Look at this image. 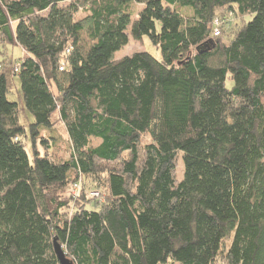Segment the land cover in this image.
Returning a JSON list of instances; mask_svg holds the SVG:
<instances>
[{
  "label": "trees",
  "instance_id": "1",
  "mask_svg": "<svg viewBox=\"0 0 264 264\" xmlns=\"http://www.w3.org/2000/svg\"><path fill=\"white\" fill-rule=\"evenodd\" d=\"M6 44L0 264H264V0H0Z\"/></svg>",
  "mask_w": 264,
  "mask_h": 264
},
{
  "label": "rangeland",
  "instance_id": "2",
  "mask_svg": "<svg viewBox=\"0 0 264 264\" xmlns=\"http://www.w3.org/2000/svg\"><path fill=\"white\" fill-rule=\"evenodd\" d=\"M142 7V5L139 4H134L132 6V10L134 13H136L140 8ZM137 14V13H136ZM136 14L132 15V20L136 17ZM84 15H86L85 12H83L82 10H80L77 13V18L83 17ZM251 18L250 15H247L243 18V20L245 22H247L249 19ZM238 21L241 22L239 20H237L235 17H232V21L230 22V24L227 26V28L229 27L230 29L234 26V23ZM91 44V42L86 38V36L84 34L81 35V46L83 49H87L89 47V45ZM137 51H148L150 52L152 55H154L155 57L159 58L160 57V52L158 49H156L147 39L146 36L143 37V39L141 41H135L134 39H132L131 37L129 38L128 43L123 46L122 48H120L116 53H115V58H121L125 55H130L134 52ZM1 53H3L4 55H2ZM2 56H7L6 59L3 61V64H7L8 59L12 56L13 59L18 60L19 58H21L23 56V50L19 47V46H11V45H4V46H0V58H2ZM9 57V58H8ZM227 85L230 86L232 85V81L231 80H227ZM16 87L18 86V82L16 81ZM8 98L10 100H16V95L14 94H8ZM22 112V111H20ZM29 120H31V116L28 115ZM20 119L21 120H25V116L24 113H20ZM53 133L59 137V140H56L57 143L55 144V146L52 147L51 149V153H53V155L57 158V159H65L67 156V143H66V135L64 132V128L62 126L61 123L57 122V120H54V127H53ZM42 133H44L45 135H48L47 131H43ZM146 139V138H145ZM37 146L40 147V144L38 143V141L36 142ZM41 149V147L39 148ZM180 162V161H179ZM181 165L178 163L177 166V175L178 178L181 176ZM87 197L91 198V197H96L99 200L103 199V196L100 192L96 191V192H88L87 193ZM86 197V198H87ZM88 199V198H87ZM67 211H70V207L67 208ZM166 264H178L177 262L173 263V262H167Z\"/></svg>",
  "mask_w": 264,
  "mask_h": 264
},
{
  "label": "water",
  "instance_id": "3",
  "mask_svg": "<svg viewBox=\"0 0 264 264\" xmlns=\"http://www.w3.org/2000/svg\"><path fill=\"white\" fill-rule=\"evenodd\" d=\"M54 252L60 262V264H71V261L66 257L65 252L63 251L61 245L54 239Z\"/></svg>",
  "mask_w": 264,
  "mask_h": 264
},
{
  "label": "built area",
  "instance_id": "4",
  "mask_svg": "<svg viewBox=\"0 0 264 264\" xmlns=\"http://www.w3.org/2000/svg\"><path fill=\"white\" fill-rule=\"evenodd\" d=\"M215 34H217V31H215Z\"/></svg>",
  "mask_w": 264,
  "mask_h": 264
}]
</instances>
